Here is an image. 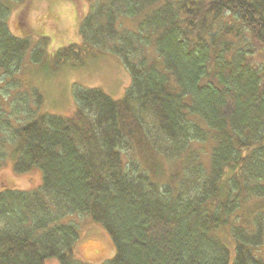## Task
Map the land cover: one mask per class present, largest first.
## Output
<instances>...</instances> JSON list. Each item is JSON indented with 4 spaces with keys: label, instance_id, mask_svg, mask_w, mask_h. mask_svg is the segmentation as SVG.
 Here are the masks:
<instances>
[{
    "label": "trees",
    "instance_id": "trees-1",
    "mask_svg": "<svg viewBox=\"0 0 264 264\" xmlns=\"http://www.w3.org/2000/svg\"><path fill=\"white\" fill-rule=\"evenodd\" d=\"M10 14L0 2V84L13 77L17 112L29 93L14 76L29 51L46 62V43L14 36ZM120 17L136 27H120ZM80 33L57 62L111 52L131 87L113 100L76 86L73 116L42 114L17 128L0 100V166L12 130L15 171L43 173L39 191L0 181V264H87L75 258L79 229L63 222L74 213L106 228L116 247L107 264H264V0H106ZM29 92L37 109L43 97Z\"/></svg>",
    "mask_w": 264,
    "mask_h": 264
},
{
    "label": "rangeland",
    "instance_id": "rangeland-1",
    "mask_svg": "<svg viewBox=\"0 0 264 264\" xmlns=\"http://www.w3.org/2000/svg\"><path fill=\"white\" fill-rule=\"evenodd\" d=\"M106 0H0L8 5L11 14L7 21L10 32L19 38H28L33 46L41 41L46 44L45 63H34L30 59L29 51L24 59V64L14 78L23 82L21 91L29 93L26 104L35 110L30 113L22 107V111H14L16 89L12 84L13 77L3 79L0 84V100L4 102L6 116L11 122L12 128H17L27 123L31 118L42 114L60 117H71L77 110V102L74 97L76 86L83 89H99L113 100L123 99L129 91L132 83L131 74L120 57L111 52L104 53L93 49L86 57H82L77 66L70 63L57 62V52L71 44H81V21L91 11V7ZM25 24L19 26V18L24 8ZM79 7L84 15L79 16ZM119 26L136 27L130 17H120ZM43 37L44 39H42ZM159 61L158 55H153ZM9 87V91H7ZM33 87L39 90L43 97L42 103L35 109V98L29 92ZM6 89V90H5ZM14 90V91H13ZM10 92V94H4ZM3 93V94H1ZM8 96V99H7ZM3 97V99H2ZM7 99V101H6ZM3 104V103H2ZM26 110V111H25ZM151 121V120H150ZM152 122V121H151ZM11 128V129H12ZM7 137V157L4 163L1 161L0 181L14 180V188L19 191H39L43 187V173L38 167L26 173H17L14 169L16 158V144L10 138L14 137L13 131L4 134ZM5 183V186L7 187ZM10 185V184H9ZM257 208L253 202L245 204L242 215L252 217L251 211ZM241 212V211H240ZM65 223H74L79 229V239L75 244V258L87 264H107L116 254V247L103 224L95 222L89 214L74 213L63 219ZM223 242L230 248L232 256L235 255V246L228 232L221 234ZM48 264H60L56 257L49 258Z\"/></svg>",
    "mask_w": 264,
    "mask_h": 264
},
{
    "label": "water",
    "instance_id": "water-1",
    "mask_svg": "<svg viewBox=\"0 0 264 264\" xmlns=\"http://www.w3.org/2000/svg\"><path fill=\"white\" fill-rule=\"evenodd\" d=\"M9 186V184H7V187Z\"/></svg>",
    "mask_w": 264,
    "mask_h": 264
}]
</instances>
